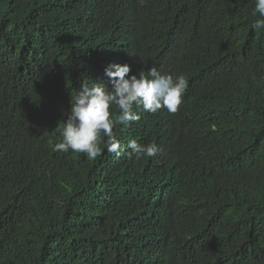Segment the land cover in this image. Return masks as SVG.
Segmentation results:
<instances>
[{
    "label": "trees",
    "instance_id": "obj_1",
    "mask_svg": "<svg viewBox=\"0 0 264 264\" xmlns=\"http://www.w3.org/2000/svg\"><path fill=\"white\" fill-rule=\"evenodd\" d=\"M255 0H0V264H264V30ZM184 75L119 153L54 152L110 63ZM118 113V109H116ZM155 143L129 158L128 143Z\"/></svg>",
    "mask_w": 264,
    "mask_h": 264
},
{
    "label": "clouds",
    "instance_id": "obj_2",
    "mask_svg": "<svg viewBox=\"0 0 264 264\" xmlns=\"http://www.w3.org/2000/svg\"><path fill=\"white\" fill-rule=\"evenodd\" d=\"M252 14L258 15L253 21V29L264 30V0H255ZM130 72L131 65L113 62L105 68L110 86L103 79H85L81 89L72 96L66 118L57 126L60 139L48 138L50 149L83 153L91 161L101 154L103 135L107 138V150L119 153L120 141L113 128L117 124L139 121L141 116L137 108L151 113L161 108L170 113L178 111L188 86L184 75L161 73L156 67L129 76ZM127 147L129 158L137 160L154 157L160 151L157 144H142L136 139L130 140Z\"/></svg>",
    "mask_w": 264,
    "mask_h": 264
}]
</instances>
